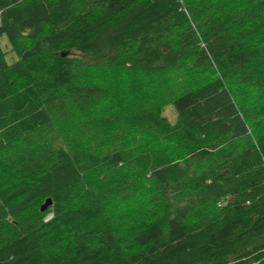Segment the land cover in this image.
I'll return each mask as SVG.
<instances>
[{
  "label": "trees",
  "instance_id": "1",
  "mask_svg": "<svg viewBox=\"0 0 264 264\" xmlns=\"http://www.w3.org/2000/svg\"><path fill=\"white\" fill-rule=\"evenodd\" d=\"M3 35L0 264H264V0H0Z\"/></svg>",
  "mask_w": 264,
  "mask_h": 264
},
{
  "label": "rangeland",
  "instance_id": "2",
  "mask_svg": "<svg viewBox=\"0 0 264 264\" xmlns=\"http://www.w3.org/2000/svg\"><path fill=\"white\" fill-rule=\"evenodd\" d=\"M0 44H1V46H2V48L7 52V55H6V57H7V60L9 61V62H13L16 58H17V55H16V53L15 52H13L12 50H11V45H10V42H9V40H8V38H7V36L6 35H3V36H1L0 37ZM194 72V70H188V71H186L185 72V70H184V76H188V74L189 73H193ZM166 73H168L169 75L171 74V73H177V70L176 71H167L166 70ZM186 73V74H185ZM159 77H160V75H159ZM170 77H171V79L172 80H176L175 79V76L173 77V76H171L170 75ZM133 81H135V82H139V80L138 79H135L134 78V80ZM164 114L169 118V120H171V122H175L176 120H177V112H176V110H175V108H174V105L173 104H171V103H169V104H166L165 106H164ZM72 119V117H69V118H67L66 120H65V122H62L61 123V121H58V122H56L55 123V129L57 130V131H62L63 129V127L64 128H66V127H68L69 125H70V123H69V121ZM68 121V122H67ZM64 123V124H63ZM63 124V125H62ZM53 132V131H52ZM55 132V131H54ZM130 138V137H129ZM131 139V138H130ZM132 140V143H133V147H135L136 145H138L139 144V142H137L136 140H133V139H131ZM138 189H143V188H140V187H137ZM143 194H141V196H142Z\"/></svg>",
  "mask_w": 264,
  "mask_h": 264
},
{
  "label": "water",
  "instance_id": "3",
  "mask_svg": "<svg viewBox=\"0 0 264 264\" xmlns=\"http://www.w3.org/2000/svg\"><path fill=\"white\" fill-rule=\"evenodd\" d=\"M52 203H53L52 198H48L46 200V202L42 205V209L41 210L44 211L46 208H48L50 205H52Z\"/></svg>",
  "mask_w": 264,
  "mask_h": 264
}]
</instances>
